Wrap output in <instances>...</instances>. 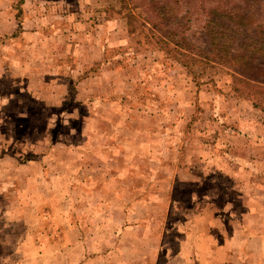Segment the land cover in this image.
Wrapping results in <instances>:
<instances>
[{
	"label": "rangeland",
	"instance_id": "obj_1",
	"mask_svg": "<svg viewBox=\"0 0 264 264\" xmlns=\"http://www.w3.org/2000/svg\"><path fill=\"white\" fill-rule=\"evenodd\" d=\"M139 1L0 0V264H264V111Z\"/></svg>",
	"mask_w": 264,
	"mask_h": 264
},
{
	"label": "trees",
	"instance_id": "obj_2",
	"mask_svg": "<svg viewBox=\"0 0 264 264\" xmlns=\"http://www.w3.org/2000/svg\"><path fill=\"white\" fill-rule=\"evenodd\" d=\"M120 1L121 7L128 9L126 15L133 18L134 8L143 4L139 1L129 6L131 0ZM149 2L151 16L146 14L141 21H136L139 33L146 30L147 40H152L156 47L180 63L199 51L210 57L209 61L226 66L232 74L234 90L250 100L253 107L264 111V19L255 20L250 12L233 11L216 1L213 6H205L201 0L200 5L192 0ZM196 23V30L186 35Z\"/></svg>",
	"mask_w": 264,
	"mask_h": 264
},
{
	"label": "crops",
	"instance_id": "obj_3",
	"mask_svg": "<svg viewBox=\"0 0 264 264\" xmlns=\"http://www.w3.org/2000/svg\"><path fill=\"white\" fill-rule=\"evenodd\" d=\"M260 215H261V214H260ZM260 217H261V216H260ZM258 223H260V226H262V227H260V228H261L260 231L264 233V219H261V220L259 219V220H258ZM243 234H244V233H243ZM259 236H260L259 239H260V250H261L260 252L263 253V255H264V234H260ZM262 251H263V252H262Z\"/></svg>",
	"mask_w": 264,
	"mask_h": 264
}]
</instances>
